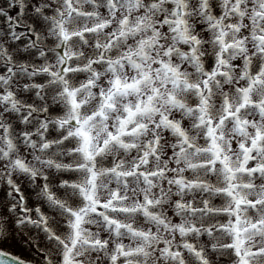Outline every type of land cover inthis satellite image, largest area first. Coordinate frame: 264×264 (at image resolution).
I'll use <instances>...</instances> for the list:
<instances>
[{"label": "rangeland", "instance_id": "374dc122", "mask_svg": "<svg viewBox=\"0 0 264 264\" xmlns=\"http://www.w3.org/2000/svg\"><path fill=\"white\" fill-rule=\"evenodd\" d=\"M71 5L0 0V209L47 264H264V0Z\"/></svg>", "mask_w": 264, "mask_h": 264}, {"label": "clouds", "instance_id": "9594fccd", "mask_svg": "<svg viewBox=\"0 0 264 264\" xmlns=\"http://www.w3.org/2000/svg\"><path fill=\"white\" fill-rule=\"evenodd\" d=\"M44 7V6H42ZM40 8L36 9L39 13ZM0 209V242L16 239L23 245L30 246L35 250L31 258L24 261V264H47V255L50 251L47 239L48 233L40 228V223L30 215L23 217L14 211L15 205Z\"/></svg>", "mask_w": 264, "mask_h": 264}, {"label": "snow or ice", "instance_id": "6c2138e0", "mask_svg": "<svg viewBox=\"0 0 264 264\" xmlns=\"http://www.w3.org/2000/svg\"><path fill=\"white\" fill-rule=\"evenodd\" d=\"M68 3V13L67 15H70L73 11V7L71 5V0H67ZM111 7V5H110ZM47 19V17H45ZM7 209L5 208V211ZM0 264H19V262L16 261V258L6 256L4 253H0Z\"/></svg>", "mask_w": 264, "mask_h": 264}, {"label": "water", "instance_id": "95a60500", "mask_svg": "<svg viewBox=\"0 0 264 264\" xmlns=\"http://www.w3.org/2000/svg\"><path fill=\"white\" fill-rule=\"evenodd\" d=\"M0 253H2V252H0ZM5 254V253H4ZM6 256H9V257H12V256H10V255H8V254H5ZM16 261L17 262H19V264H24V262L23 261H20V260H18V259H16Z\"/></svg>", "mask_w": 264, "mask_h": 264}]
</instances>
